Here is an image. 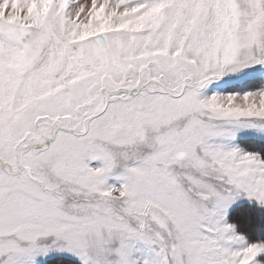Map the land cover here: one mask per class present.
Instances as JSON below:
<instances>
[{
	"label": "snow or ice",
	"instance_id": "1",
	"mask_svg": "<svg viewBox=\"0 0 264 264\" xmlns=\"http://www.w3.org/2000/svg\"><path fill=\"white\" fill-rule=\"evenodd\" d=\"M242 194L264 0H0V264H264Z\"/></svg>",
	"mask_w": 264,
	"mask_h": 264
},
{
	"label": "trees",
	"instance_id": "2",
	"mask_svg": "<svg viewBox=\"0 0 264 264\" xmlns=\"http://www.w3.org/2000/svg\"><path fill=\"white\" fill-rule=\"evenodd\" d=\"M230 221L250 241L264 239V228L261 226L264 225V207L252 203L237 206L230 213ZM67 259L72 261L73 264H78L75 259Z\"/></svg>",
	"mask_w": 264,
	"mask_h": 264
},
{
	"label": "rangeland",
	"instance_id": "3",
	"mask_svg": "<svg viewBox=\"0 0 264 264\" xmlns=\"http://www.w3.org/2000/svg\"><path fill=\"white\" fill-rule=\"evenodd\" d=\"M84 2H85V3H88V2H90V0H84ZM246 203L258 204V205L264 207V205L258 203L254 198H250V197H248L246 194H242V195L239 196L237 199H235V200L229 205V207L225 210V221H226L228 224L233 225L234 228H235V231H236L237 233L243 235V236H245V235H244L243 233H240V232L237 230L235 224L232 223V222L230 221V213H231V211H232L235 207L240 206V205H243V204H246ZM261 226H262V228H264V225H261ZM261 226H260V227H261ZM245 237H246V236H245ZM248 240H249V239H248ZM50 255H51V254H50ZM59 255H62V256H64V257L72 258V259H75V260H76V258L73 257V256H71V254H69V253H61V254H59Z\"/></svg>",
	"mask_w": 264,
	"mask_h": 264
}]
</instances>
